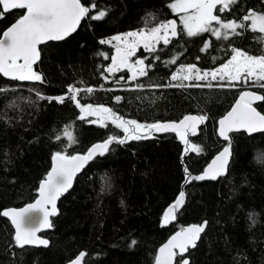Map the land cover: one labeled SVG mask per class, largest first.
Segmentation results:
<instances>
[{"label":"trees","instance_id":"trees-1","mask_svg":"<svg viewBox=\"0 0 264 264\" xmlns=\"http://www.w3.org/2000/svg\"><path fill=\"white\" fill-rule=\"evenodd\" d=\"M86 5L90 0H82ZM171 0H95L97 10L107 11L100 21H82L77 31L63 41L41 45V60L34 67L45 83L16 81L0 74V210L21 207L38 196L52 156L86 151L109 135L123 136L110 122L108 127L80 120V110L66 99L59 103L41 100L63 96L67 86L92 87L81 92V104L103 105L117 115L140 123L179 120L189 113L207 115L208 120L189 140L203 148L200 154L183 155V143L175 133H156L153 138L113 143L104 156H97L79 173L72 188L60 197L53 227L41 233L48 247L13 246L14 228L0 217V264H67L86 252L84 264H151L158 247L178 224L208 222L190 264H264V132L230 133L232 158L227 174L217 180L193 181L185 185L184 167L193 175L201 173L227 143L218 136V121L244 89L264 94V89L220 87V81L171 80L181 66L196 64L201 70L217 68L231 56V48L251 55L264 54L260 34L250 30L229 40L217 41L210 34L188 38L181 34L172 43L158 46L157 53L143 48L133 59L152 63L148 75L132 80L123 70L114 76L105 71L115 49L100 44L113 35L151 28L161 21L179 17L168 7ZM249 9L264 12V0H240L224 18L239 19ZM23 14L14 10L0 19V33ZM93 13H90V15ZM179 30V29H178ZM212 46L201 51L203 42ZM159 55L160 60H153ZM199 57V59H197ZM176 58L175 64H165ZM108 79L105 80L104 77ZM118 77L125 79L119 80ZM211 82L212 87H207ZM144 85L143 88L137 85ZM184 86H168V85ZM200 84L201 87L187 86ZM86 89V88H84ZM35 90V91H34ZM121 100L116 101L115 97ZM264 114V102H257ZM76 138L67 147L65 128ZM61 136L57 141L55 137ZM183 156V161H182ZM183 186V189H182ZM186 192L177 219L163 224L165 209ZM249 214L255 224L249 219ZM136 241L130 246L132 240ZM177 261L180 259L177 256Z\"/></svg>","mask_w":264,"mask_h":264},{"label":"snow or ice","instance_id":"snow-or-ice-1","mask_svg":"<svg viewBox=\"0 0 264 264\" xmlns=\"http://www.w3.org/2000/svg\"><path fill=\"white\" fill-rule=\"evenodd\" d=\"M239 2L240 0H171L168 7L179 17L182 27L173 19L161 21L151 28H142L114 35L110 39H101L100 44L110 45L115 49V55L111 57L104 52L98 53L106 60L111 59V64L105 71L114 76L117 72L127 70L131 72L132 80L137 79L138 76H147L153 64L146 65L145 59L142 58L133 61L132 58L136 56L137 51L143 48L148 53H157L162 50L158 48L161 43L166 47L172 43L173 39H179L181 34L188 38H195L207 33L215 37L217 41H226L230 36L243 34V31L238 30H250L260 34V41L264 44V12L249 9L239 19L222 18L224 13L232 12L233 7ZM14 10H22L23 14L0 33L2 37L0 38V74L16 81L40 84L46 82L43 74L34 67L41 60L40 46L50 41H63L77 31L82 21H100L107 15L106 10H97L95 0H90L87 5L82 0H0V19ZM90 13L93 14L90 15ZM211 46L212 41L205 40L201 51L205 52ZM231 53L227 62L215 69L202 71L196 64L181 66L177 72L172 74L171 80L205 81L210 77L212 81L223 82L218 85L220 87H236L237 84H243L249 88L264 89V54L251 55L235 47L231 48ZM152 59L160 60L161 57L154 55ZM169 63L175 64L176 58L165 62L166 65ZM104 79L107 80L108 77L105 76ZM123 79L125 78L118 77L117 82ZM187 86L201 87L202 85ZM204 86L212 87V84L209 82ZM137 87L143 88L144 85H137ZM0 91L6 90L0 89ZM82 91L91 94L94 89L92 87L82 89L72 84L67 86V92L63 96L48 97L39 91H36V96L49 102L53 99L59 103H64L66 99L71 100L80 110V120L95 117L88 122L99 124L101 127H108L110 122L124 135H109L103 142L93 144L84 154H68L64 150L52 156V167L46 178L39 184L38 198L22 208L0 210V217L8 218L14 228L12 239L15 247L24 249L26 246H49V240L42 238L38 233L53 227L50 218L58 214L57 201L72 188L76 175L85 165L97 156L102 157L107 154L113 143L123 145L128 141L153 138L156 133L172 132L183 143L184 156L189 153L203 152V148L191 142L189 136L198 134V126L206 123L207 115H187L179 122L140 123L136 120L125 119L103 105L81 104L78 97ZM115 100L118 102L121 97L116 96ZM256 102H264V94L251 90L240 93L231 110L218 121V136L227 142V146L215 156L211 164L200 175H193L185 166L183 169L185 185L193 181L217 180L227 174L232 154L230 133L241 129L249 134L264 132V114L253 106ZM63 135L67 138V147L77 142L67 127ZM55 139L59 141L61 136L57 135ZM185 201L186 192L181 190L164 213V224L177 219V213ZM249 219L255 224L251 214H249ZM207 224V221H203L201 224L181 227L159 249L155 264H190L185 254L197 247ZM135 244L136 241L133 239L130 246ZM86 256L87 253L82 251L69 264H84ZM177 256L180 257L178 261Z\"/></svg>","mask_w":264,"mask_h":264},{"label":"water","instance_id":"water-1","mask_svg":"<svg viewBox=\"0 0 264 264\" xmlns=\"http://www.w3.org/2000/svg\"><path fill=\"white\" fill-rule=\"evenodd\" d=\"M14 22H15V21H14ZM14 22H13V23H14ZM13 23H12V24H13ZM12 24H11V25H12ZM11 25H10V26H11ZM8 27H9V26H8ZM8 27H7V28H8ZM7 28H6V29H7ZM6 29H5V30H6ZM0 38H2V37H0ZM245 90L255 91V90H252V89H244L243 91H245ZM256 92H258V91H256ZM259 93H260V92H259ZM260 94H262V93H260ZM238 98H239V97H238ZM238 98H237V99H238ZM235 102H236V101H235ZM256 103H257V102H256ZM256 103H255V104H256ZM234 104H235V103H234ZM234 104L232 105V107L234 106ZM255 104L253 105L254 107H256ZM232 107H231V108H232ZM231 108H230V110H231ZM256 108H257V107H256ZM230 110H229V111H230ZM229 111H228V112H229ZM257 111H259V110L257 109ZM259 112H260V111H259ZM226 114H227V113H226ZM226 114H225V115H226ZM261 114H263V113L261 112ZM187 115H193V116H196V115H199V114H196V113H194V114L189 113V114H186L185 116H187ZM225 115H224V116H225ZM224 116H222L221 118H223ZM183 117H184V116H183ZM183 117H182L181 119H179V120H166V121H161V122H179L180 120L183 119ZM221 118H220V119H221ZM220 119H219V120H220ZM200 126H201V125L198 126V130H199V127H200ZM240 131H245V130L241 129ZM254 133H257V132H254ZM251 134H253V133H251ZM229 135H230V134H229ZM105 140H106V139H105ZM103 141H104V140L96 141V142L93 143V144L100 143V142H103ZM93 144H92V145H93ZM92 145H91V146H92ZM91 146H90V147H91ZM225 146H227V143L225 144ZM225 146H224V147H225ZM90 147H89V148H90ZM224 147H223V148H224ZM223 148H222L220 151H222ZM220 151H219V152H220ZM85 152H86V151H83V152H77V153H79V154H84ZM219 152H218L216 155H218ZM77 153H75V154H77ZM231 153H232V151H231ZM216 155H214V156L212 157V159L209 161V163L205 166L204 170L208 167L209 164H211L212 160L215 158ZM231 158H232V154H231V157H230V160H229V164H230V162H231ZM90 162H91V161H90ZM90 162H88V164H89ZM88 164H86L85 167H86ZM229 164H228V167H229ZM51 167H52V165H51ZM85 167H84V168H85ZM84 168L81 170V172L84 170ZM50 170H51V168H50ZM50 170H49V171H50ZM204 170H203V171H204ZM203 171H202L201 173L197 174V175L202 174ZM81 172H79V173H81ZM79 173H78V174H79ZM78 174H77V175H78ZM77 175H76V176H77ZM75 178H76V177H75ZM74 181H75V179H74ZM74 181H73V184H74ZM69 190H70V189H69ZM37 198H38V196H37L35 199H37ZM35 199H34L33 201H31V202H28V203L24 204V205L21 206V207H9V208H22V207H25L27 204H29V203H33V202L35 201ZM58 201H59V200H58ZM58 201H57V209H58ZM174 201H175V200H174ZM174 201H173V202H174ZM173 202H172V203H173ZM172 203H171V204H172ZM171 204H170V205H171ZM170 205H169V206H170ZM169 206H168V207H169ZM168 207L165 209V212H166V210L168 209ZM6 209H8V208H6ZM4 210H5V209H4ZM179 211H180V210H179ZM177 214H178V213H177ZM50 219H51V218H50ZM204 221H206V220H204ZM202 222H203V221H202ZM202 222H201V223H202ZM201 223H189V224H181V223H180V224H178L177 229H176V230H175V231H174V232H173V233H172V234H171V235H170V236H169V237H168V238H167V239H166V240H165V241L159 246V247H158L157 252H156V256L159 254V249H160L163 245H165V244L168 242V240L171 239V237H172L176 232H178V231L180 230L181 227H187V226H189V225H191V224H201ZM163 224H164V223H163ZM168 224H169V223H168ZM165 225H167V224H165ZM47 230H48V229H44V230L40 231V232L38 233V235L41 236L42 238L47 239L45 236L41 235L42 232L47 231ZM205 230H206V229H205ZM47 240H48V239H47ZM187 254H188V253H186L185 256H186L187 258H189V257L187 256ZM156 256H155L154 261H153L151 264H155ZM75 258H76V257H75ZM75 258H74V259H75ZM74 259H72V260H74ZM72 260H71V261H72ZM69 262H70V261H69ZM69 262H68L67 264H69Z\"/></svg>","mask_w":264,"mask_h":264},{"label":"rangeland","instance_id":"rangeland-1","mask_svg":"<svg viewBox=\"0 0 264 264\" xmlns=\"http://www.w3.org/2000/svg\"><path fill=\"white\" fill-rule=\"evenodd\" d=\"M255 11H257V10H255ZM257 12H260V11H257ZM222 18H224L223 16H222ZM176 20V18H171V19H169V20ZM226 19H232V18H226ZM177 21V20H176ZM130 31H134V30H130ZM127 32H129V31H127ZM123 33H126V32H123ZM119 34H121V33H119ZM117 35V34H116ZM114 36V35H113ZM114 55H115V53H114ZM133 59V58H132ZM136 59H133V61H135ZM227 62V61H226ZM219 67V66H218ZM215 69V68H214ZM211 70V69H210ZM202 71H207V70H202ZM210 78V77H209ZM130 79H131V72H130ZM77 87H80V88H82L83 86H77ZM85 88V87H84ZM84 88H82V89H84Z\"/></svg>","mask_w":264,"mask_h":264},{"label":"built area","instance_id":"built-area-1","mask_svg":"<svg viewBox=\"0 0 264 264\" xmlns=\"http://www.w3.org/2000/svg\"><path fill=\"white\" fill-rule=\"evenodd\" d=\"M82 88H84V87H82ZM85 88H88V87H85ZM59 97V96H58Z\"/></svg>","mask_w":264,"mask_h":264}]
</instances>
